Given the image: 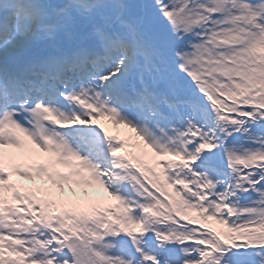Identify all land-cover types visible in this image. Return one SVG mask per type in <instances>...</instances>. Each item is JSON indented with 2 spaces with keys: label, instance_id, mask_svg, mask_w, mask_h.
<instances>
[{
  "label": "snow or ice",
  "instance_id": "1",
  "mask_svg": "<svg viewBox=\"0 0 264 264\" xmlns=\"http://www.w3.org/2000/svg\"><path fill=\"white\" fill-rule=\"evenodd\" d=\"M0 264H264V0H0Z\"/></svg>",
  "mask_w": 264,
  "mask_h": 264
},
{
  "label": "rangeland",
  "instance_id": "2",
  "mask_svg": "<svg viewBox=\"0 0 264 264\" xmlns=\"http://www.w3.org/2000/svg\"><path fill=\"white\" fill-rule=\"evenodd\" d=\"M159 170V169H158ZM24 183H26V184H31V182H29V181H25ZM100 191V193L102 192V189L101 190H99ZM82 195V194H81ZM109 202H111V200H109Z\"/></svg>",
  "mask_w": 264,
  "mask_h": 264
},
{
  "label": "bare ground",
  "instance_id": "3",
  "mask_svg": "<svg viewBox=\"0 0 264 264\" xmlns=\"http://www.w3.org/2000/svg\"><path fill=\"white\" fill-rule=\"evenodd\" d=\"M101 194H103V192H101ZM106 195V194H105Z\"/></svg>",
  "mask_w": 264,
  "mask_h": 264
}]
</instances>
